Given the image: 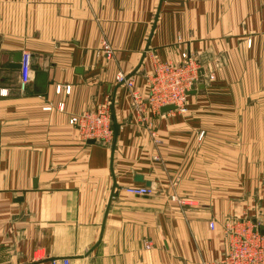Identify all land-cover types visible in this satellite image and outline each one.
Wrapping results in <instances>:
<instances>
[{"label":"crops","instance_id":"1","mask_svg":"<svg viewBox=\"0 0 264 264\" xmlns=\"http://www.w3.org/2000/svg\"><path fill=\"white\" fill-rule=\"evenodd\" d=\"M182 52L187 112L137 108L118 74L145 95ZM104 100L113 136L88 142L69 118ZM244 212L264 224V0H0V264H203Z\"/></svg>","mask_w":264,"mask_h":264},{"label":"built area","instance_id":"2","mask_svg":"<svg viewBox=\"0 0 264 264\" xmlns=\"http://www.w3.org/2000/svg\"><path fill=\"white\" fill-rule=\"evenodd\" d=\"M102 52L109 59L113 55V49L106 41L102 43ZM188 53L182 52V61L155 60L151 70L146 75V92L136 86L135 81L120 73L116 77L117 82L125 83L131 92L134 104L137 108H151L159 111L166 104H173L179 113H186L187 92L193 89L199 81L200 69L194 59L189 58ZM20 68V87L25 86L31 80V68L29 53L22 56ZM213 75L209 74V78ZM144 96V97H143ZM107 101L98 103L95 109L85 110L80 114L69 118V123L74 124L84 139L110 140L113 136L110 111ZM128 195L150 196L154 194V186L138 184L123 187ZM209 226L215 227V222L210 221ZM224 233L229 238V248L219 259L206 260L203 264H264V233H261L256 224L242 219L228 221L223 226ZM146 247L149 244L146 243ZM57 260H53L56 264ZM63 264H69L68 258L62 259Z\"/></svg>","mask_w":264,"mask_h":264},{"label":"water","instance_id":"3","mask_svg":"<svg viewBox=\"0 0 264 264\" xmlns=\"http://www.w3.org/2000/svg\"><path fill=\"white\" fill-rule=\"evenodd\" d=\"M21 60H22V53L21 52H16L13 54V64L10 66L15 67V68H21ZM34 92L35 93H44L46 91L47 87V72L43 70H38L35 71V76H34ZM202 84H198L197 89L202 88ZM196 89L190 90L188 93H194ZM175 108V105L173 104H166L160 107L161 111H166V110H172ZM94 141L93 139H89L88 142ZM135 179L138 181H144L146 185L150 186L151 182L149 180H144L142 175L137 174L135 176ZM254 223H257L256 219H253ZM260 230L262 233H264V225L260 224L259 225Z\"/></svg>","mask_w":264,"mask_h":264},{"label":"rangeland","instance_id":"4","mask_svg":"<svg viewBox=\"0 0 264 264\" xmlns=\"http://www.w3.org/2000/svg\"><path fill=\"white\" fill-rule=\"evenodd\" d=\"M188 56H189V54H187ZM182 57V56H181ZM189 58H190V56H189ZM192 59V58H191ZM195 61V60H194ZM196 62V61H195ZM197 63V62H196ZM200 78H201V75H200ZM200 78H199V81H200ZM199 81H198V83L196 84V86L193 88V89H196L197 90V86H198V84H199ZM193 89H191V90H193ZM190 91V90H189ZM188 91V92H189ZM188 92H187V94H188ZM188 102V101H187ZM187 106H188V103H187ZM244 215H245V212H244V214H242V216L243 217H241V218H238V219H242V220H244V221H251L252 223H254L253 222V219H256L257 220V223H254V224H256V226L258 227V229L260 230V227H259V225L260 224H262L256 217H254L253 219H251V215H253V213L250 215H248V213L246 214L247 215V217H244ZM245 215V216H246ZM259 216V215H258ZM260 217V216H259ZM245 218V219H244ZM261 218V217H260ZM262 219H264V216H263V218ZM262 225H264V224H262ZM260 232H261V230H260ZM262 233V232H261Z\"/></svg>","mask_w":264,"mask_h":264}]
</instances>
